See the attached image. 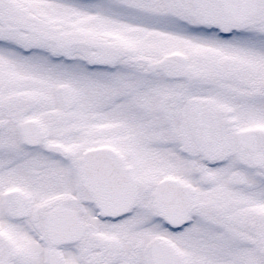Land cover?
Wrapping results in <instances>:
<instances>
[{
  "label": "snow or ice",
  "instance_id": "6c2138e0",
  "mask_svg": "<svg viewBox=\"0 0 264 264\" xmlns=\"http://www.w3.org/2000/svg\"><path fill=\"white\" fill-rule=\"evenodd\" d=\"M0 264H264V0H0Z\"/></svg>",
  "mask_w": 264,
  "mask_h": 264
}]
</instances>
